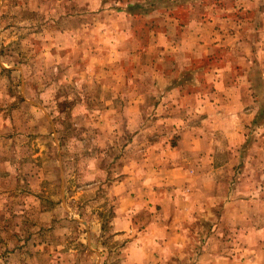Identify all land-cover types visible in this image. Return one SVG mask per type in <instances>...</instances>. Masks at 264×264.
Segmentation results:
<instances>
[{
  "label": "rangeland",
  "instance_id": "374dc122",
  "mask_svg": "<svg viewBox=\"0 0 264 264\" xmlns=\"http://www.w3.org/2000/svg\"><path fill=\"white\" fill-rule=\"evenodd\" d=\"M0 264H264V0H0Z\"/></svg>",
  "mask_w": 264,
  "mask_h": 264
},
{
  "label": "crops",
  "instance_id": "0c3cea01",
  "mask_svg": "<svg viewBox=\"0 0 264 264\" xmlns=\"http://www.w3.org/2000/svg\"><path fill=\"white\" fill-rule=\"evenodd\" d=\"M188 132V129H186V131H182L181 132V139L178 141V146H179V148H180V150L182 151V152H186L187 151V154L188 155H190L189 154V152H191L192 151V146L194 145V144H196V143H199L198 145L199 146H201V147H203V148H205L206 149V145H207V138H206V135L205 134H201V136H198L197 138L198 139H185V134ZM190 138V137H189ZM205 152H204V155H205V157H202V159L201 160H203V158H206V150H204ZM208 156H210V154L208 153L207 154V157ZM183 157H186L187 159H189L188 158V156L187 155H183ZM210 158V157H209ZM190 162V161H189ZM189 162H185V164H183V166L182 167H180L179 169H178V172H181L182 174H184V176H185V178H182L181 179V182H180V185L181 184H185L186 183V181H187V179L188 178H190V174L191 173H194V171H195V168H194V166H190V167H188L187 165L189 164ZM179 181V180H178ZM190 183H188L187 185H189ZM176 185H177V183H176ZM189 191V188H186V189H184L183 190V192L181 193V196L185 199V201L184 202H186V200L189 198V195H190V193L188 192ZM186 192H188V193H186ZM170 193V197H169V199H164V200H162L163 199V197H162V201H166L167 203H169V204H171V206H170V211L172 212V214H173V212H179V210H178V208L175 210L174 209V207L172 206L173 205V203H174V201H175V203H176V205L178 206V204L180 203V201H179V198H178V196H179V194H180V191L177 189L175 192H169ZM152 195V198L154 199V198H156V200H159L160 198V196L161 195H163V194H161V193H158V191H156L155 193L153 192V194H151ZM182 198V199H183ZM181 199V200H182ZM151 201V200H150ZM173 221H170V224L169 225H171V223H172ZM169 225H168V223H163V224H153V225H151L150 226V228L152 227V230L153 229H157V231H160V233L162 232V228L164 229V231H166V229H168L169 228ZM173 226V225H172ZM162 227V228H161ZM168 227V228H167ZM164 237H166V235L164 234Z\"/></svg>",
  "mask_w": 264,
  "mask_h": 264
}]
</instances>
